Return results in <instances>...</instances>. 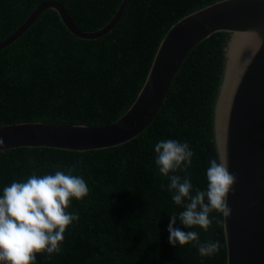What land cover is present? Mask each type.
Masks as SVG:
<instances>
[{
  "label": "trees",
  "instance_id": "16d2710c",
  "mask_svg": "<svg viewBox=\"0 0 264 264\" xmlns=\"http://www.w3.org/2000/svg\"><path fill=\"white\" fill-rule=\"evenodd\" d=\"M45 0H0V42ZM82 30L105 26L123 0H56ZM220 0H131L108 34L81 39L71 34L56 11L45 10L15 41L0 50V126L22 122L104 126L121 118L141 91L159 45L188 14ZM230 34L217 32L200 42L181 67L152 123L121 145L85 151L46 147L0 150V195L12 182H25L57 170L83 177L89 193L73 199L79 216L67 228L61 252L36 255L35 264H227L224 216L216 211L200 242L220 249L201 256L193 243L169 244L170 216L183 211L167 191L169 179L155 164V144L187 142L193 151L185 176L206 190L210 159L219 154L214 109ZM161 185L164 186L162 190ZM188 201L186 200L185 203Z\"/></svg>",
  "mask_w": 264,
  "mask_h": 264
},
{
  "label": "water",
  "instance_id": "95a60500",
  "mask_svg": "<svg viewBox=\"0 0 264 264\" xmlns=\"http://www.w3.org/2000/svg\"><path fill=\"white\" fill-rule=\"evenodd\" d=\"M131 0L94 31L80 29L56 0L38 4L26 20L0 42L15 41L48 9L81 39H96L120 22ZM217 32L230 34L214 109L215 142L236 182L224 217L227 264H264V0H220L175 23L162 39L145 83L129 110L104 126L22 122L0 126V150L46 147L85 151L121 145L141 134L156 118L192 50Z\"/></svg>",
  "mask_w": 264,
  "mask_h": 264
},
{
  "label": "clouds",
  "instance_id": "9594fccd",
  "mask_svg": "<svg viewBox=\"0 0 264 264\" xmlns=\"http://www.w3.org/2000/svg\"><path fill=\"white\" fill-rule=\"evenodd\" d=\"M3 140L0 139V144ZM155 164L159 173L169 179L167 191L174 192L171 199L182 205L183 211L170 216L167 227L169 244L193 243L201 256H211L220 249L219 241L200 242L196 231H182L174 227L177 220L186 229L196 226L207 231L213 223L209 214L213 211L224 217L231 214L227 197L236 182L228 171L226 157L219 161L210 159L206 171V190H196L192 195V183L182 179L177 171L186 172L191 166L193 151L187 142L161 140L155 144ZM57 170L55 174L38 176L33 173L25 182H12L0 195V264H35L36 255L61 252V243L67 228L78 221L79 216L69 213L72 200H82L89 193L83 177ZM162 190L164 186L161 185ZM188 201L185 203V201Z\"/></svg>",
  "mask_w": 264,
  "mask_h": 264
}]
</instances>
